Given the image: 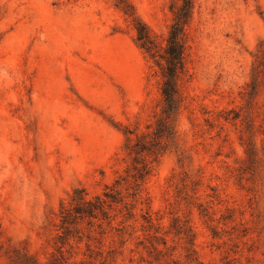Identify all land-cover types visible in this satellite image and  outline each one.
Wrapping results in <instances>:
<instances>
[{
    "label": "rangeland",
    "instance_id": "rangeland-1",
    "mask_svg": "<svg viewBox=\"0 0 264 264\" xmlns=\"http://www.w3.org/2000/svg\"><path fill=\"white\" fill-rule=\"evenodd\" d=\"M120 1L0 0V264H264V75L248 95L264 0H194L175 142L106 218L61 228L72 191L126 176V137L161 112ZM124 1L162 49L179 1Z\"/></svg>",
    "mask_w": 264,
    "mask_h": 264
},
{
    "label": "trees",
    "instance_id": "trees-1",
    "mask_svg": "<svg viewBox=\"0 0 264 264\" xmlns=\"http://www.w3.org/2000/svg\"><path fill=\"white\" fill-rule=\"evenodd\" d=\"M178 5H171L173 18L165 38V46L160 49L150 33L149 28L136 15L134 8L126 1L116 3L119 7L124 3L121 11L127 15L135 31V43L144 51L161 69V112L152 125L147 126V132L134 135V139L126 137L125 150L130 157L131 163L127 167L126 176H120L112 186L105 187L100 195L92 198L87 197L83 188H76L69 196L67 205H61L60 223L61 228L67 234L71 228L77 230V224L84 219L97 218L98 215L107 217V209L112 204L122 202L119 197L117 186L132 179L135 190H138L145 179L151 173V164L157 162L158 158L166 152L171 144L175 142V122L181 105V97L178 90V77L184 68V50L187 41L186 28L191 19L194 0H178ZM160 50L162 52L160 53ZM258 57L256 64L252 67V78L249 84V98L257 92L258 77L264 75V41L258 44ZM158 58V59H157ZM162 61L161 65L159 61ZM132 134V132H127ZM247 152H254L252 143L247 142ZM134 195V194H133ZM61 248V247H60ZM53 258L48 264H62L63 253ZM16 258L14 264H37L36 259L26 251H14Z\"/></svg>",
    "mask_w": 264,
    "mask_h": 264
}]
</instances>
